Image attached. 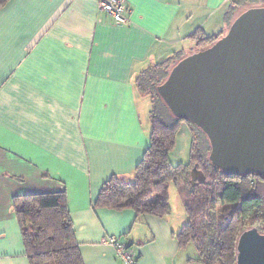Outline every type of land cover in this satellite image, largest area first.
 <instances>
[{
    "label": "crops",
    "instance_id": "crops-1",
    "mask_svg": "<svg viewBox=\"0 0 264 264\" xmlns=\"http://www.w3.org/2000/svg\"><path fill=\"white\" fill-rule=\"evenodd\" d=\"M234 1L127 0V25L96 0L0 8V264H31L14 198L54 192L67 197L84 264H123L103 241L109 235L129 244L138 264H207L178 241L184 206L159 217L95 202L111 177L133 181L150 144L143 112L150 118L151 102L136 78L197 50L198 29L221 36Z\"/></svg>",
    "mask_w": 264,
    "mask_h": 264
},
{
    "label": "trees",
    "instance_id": "trees-1",
    "mask_svg": "<svg viewBox=\"0 0 264 264\" xmlns=\"http://www.w3.org/2000/svg\"><path fill=\"white\" fill-rule=\"evenodd\" d=\"M9 1L0 0V8ZM244 1H234L236 8L245 3L264 5L262 0ZM204 34L198 29L191 36L197 50L217 39ZM182 57L149 66L136 78L139 95L151 102L150 144L136 166L133 181L111 177L103 184L95 205L164 217L172 210L168 190L173 183L187 214V222L177 235L179 243L194 244L199 258L207 264H237L241 233L253 227L264 233V178L226 174L214 167L207 136L190 121L174 117L161 99L157 87ZM182 122L197 129L204 146L201 144L203 151H196L194 135L191 163L175 166L169 153ZM193 168L205 174L204 182H191ZM13 206L31 264H84L64 193L19 195Z\"/></svg>",
    "mask_w": 264,
    "mask_h": 264
},
{
    "label": "water",
    "instance_id": "water-1",
    "mask_svg": "<svg viewBox=\"0 0 264 264\" xmlns=\"http://www.w3.org/2000/svg\"><path fill=\"white\" fill-rule=\"evenodd\" d=\"M172 115L208 138L223 173L264 178V5L240 12L209 46L176 62L157 87ZM193 168L191 182H204ZM237 264H264V233L244 230Z\"/></svg>",
    "mask_w": 264,
    "mask_h": 264
},
{
    "label": "rangeland",
    "instance_id": "rangeland-1",
    "mask_svg": "<svg viewBox=\"0 0 264 264\" xmlns=\"http://www.w3.org/2000/svg\"><path fill=\"white\" fill-rule=\"evenodd\" d=\"M243 1L244 0H242V2ZM230 2L233 3L232 0H230ZM239 5L241 6V4H239ZM242 6L243 7L235 8L236 11L233 14V19L240 12L251 7V6H248L247 3H245V5H242ZM233 19H231V21ZM147 107H149V106H147ZM144 108L145 109L143 112V121H144V124L146 126H148V128H149L150 124H151L150 118L148 115L149 112H148L146 107H144ZM148 131H150V130H148ZM193 132H194V134H193ZM194 135L196 137V141H195L196 151H200V150L203 151V149L201 148V144L203 145V143H204V141L202 139L203 138L202 135L200 133H198V131L195 127L188 125L186 122H182L180 127H179V130H178L175 146L171 148L170 153H169L170 160H171V163L173 165H175V166L189 165L191 163V161L193 159V155H194V153H193ZM198 155H199V153H198ZM168 192H169L171 206L174 207L176 210V213H178L179 210L181 211V209L183 208L184 205L180 199V195H179V192L177 190V187L173 183L170 184Z\"/></svg>",
    "mask_w": 264,
    "mask_h": 264
},
{
    "label": "built area",
    "instance_id": "built-area-1",
    "mask_svg": "<svg viewBox=\"0 0 264 264\" xmlns=\"http://www.w3.org/2000/svg\"><path fill=\"white\" fill-rule=\"evenodd\" d=\"M99 10L105 12L114 23L119 25H127L130 23L129 14L131 12L127 0H96ZM103 241L111 245L117 256L123 264H138V255L133 253L129 244L120 238L109 235Z\"/></svg>",
    "mask_w": 264,
    "mask_h": 264
}]
</instances>
